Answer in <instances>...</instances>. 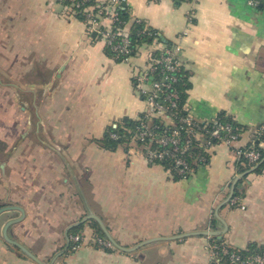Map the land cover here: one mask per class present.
Wrapping results in <instances>:
<instances>
[{"label":"crops","instance_id":"1","mask_svg":"<svg viewBox=\"0 0 264 264\" xmlns=\"http://www.w3.org/2000/svg\"><path fill=\"white\" fill-rule=\"evenodd\" d=\"M125 4L131 20L161 36L126 62L107 55L102 38L87 33L61 0H0V207L24 211L9 237L49 264L68 228L95 214L122 246L159 239L134 251L84 245L53 264H212L207 245L215 236H175L223 230L221 219L228 245L264 247V168L241 176L253 166L239 173L233 149L255 144L264 122V0ZM166 43L181 48L188 112L228 117L240 134L233 146L213 145L208 162L186 179L149 164L133 141L113 151L98 141L108 126L144 112L133 77ZM234 181L243 208L223 203ZM20 215L0 214V264H37L2 235L7 220ZM83 223L90 236V220Z\"/></svg>","mask_w":264,"mask_h":264},{"label":"built area","instance_id":"2","mask_svg":"<svg viewBox=\"0 0 264 264\" xmlns=\"http://www.w3.org/2000/svg\"><path fill=\"white\" fill-rule=\"evenodd\" d=\"M71 11L82 15L87 33L93 31L102 38L105 46H111L115 57L121 61H129L132 57L131 40L128 37V24L116 26L119 8L123 0H107L106 2L88 0H61ZM159 1V0H150ZM193 11L187 13L191 22ZM103 20L108 25L102 26ZM114 38L120 41L114 42ZM156 40V39H155ZM159 56L154 53L148 58L147 67L134 74L133 84L136 92L143 98L146 107L137 119L139 123L133 130L131 140L135 142L137 153L141 154L149 164H159L172 175L182 179L189 178L195 168L207 163L210 148L215 144L233 146L239 141L240 134L230 122L214 118L198 119L191 115L184 103L182 115H177L179 93L172 88L177 74L182 72L181 48L179 43L163 45ZM151 78V79H150ZM264 132V122L257 133ZM110 137L116 138L115 134ZM264 147V140L259 143ZM259 146L252 143L246 147L233 148L237 157H243L247 166H254L260 161ZM232 207H241V195L231 197L228 201ZM71 250H78L84 245L93 248H108L113 245L101 236L93 233L87 236L84 232L69 236ZM212 264H264V251L253 252L241 256L231 250L225 242H217L213 237L207 245Z\"/></svg>","mask_w":264,"mask_h":264},{"label":"trees","instance_id":"3","mask_svg":"<svg viewBox=\"0 0 264 264\" xmlns=\"http://www.w3.org/2000/svg\"><path fill=\"white\" fill-rule=\"evenodd\" d=\"M93 0H88L87 3L92 2ZM123 2L125 3V0H123ZM77 17L83 21L82 15L78 14ZM118 18L121 21L120 24H116V26H124L125 24H128V37L131 40V54H135L138 47L145 43V42H151L153 39H156L158 41H160V34L157 30L149 27L147 24H145V22L141 19H130L127 13V8H126V4L121 5V7L119 8V13H118ZM114 42H118L120 41V38H114L113 39ZM170 43H166V45H168ZM105 52L107 55L113 57L116 61H121V57H115V53L111 50V46H105ZM155 56H159L161 51H155L153 52ZM189 87V82H188V78L187 75L185 74L184 70L182 69V72H180L179 74H177V80L172 84V88H174L175 90L178 91L179 93V99H178V109H176V113L177 115H182L185 113V111L182 109V106L184 105L185 101H186V97H187V93L186 90ZM140 117V116H139ZM220 120L223 121H227L230 122L232 124V126H234V128L238 130L237 126L232 123V121L228 118V117H217ZM139 123L138 120H132L129 118H124L123 120H121L119 123H115L113 125L108 126L107 130L105 131V134L103 135V137L101 139H99V143L101 144L102 147L108 149V150H115L119 145L124 144L125 142H130L131 140V136L133 135V130L135 128V126ZM111 134H115L116 138H112L110 137ZM257 140L255 141L256 146H259V143L262 142L264 140V132L263 133H258L257 134ZM246 147V146H245ZM5 145L4 143L0 140V150L4 149ZM259 152H260V160L262 158H264V147L259 146ZM209 159V156H208ZM207 159V162H208ZM245 159L243 157H239L238 158V166L237 169L239 171V173H242L244 171H246L249 166H247L245 164ZM244 164V165H243ZM201 166V165H200ZM247 166V167H246ZM251 167V166H250ZM264 168V161L254 170V172L258 173L260 172L262 169ZM196 170V168H195ZM173 178L175 179H182L181 177L173 174ZM238 183L234 188L233 194L232 196L235 197L238 194H241V190L238 188ZM229 204V203H228ZM84 224L85 223H80L76 226H73L69 229L68 231V235H75V234H81L82 230L84 228ZM89 227H91V229H93V234L97 235V236H101L103 238H105L104 234L102 233L101 229L99 228V226L97 225L96 221L94 220H90L89 223ZM217 242H224V240L222 238H216L213 237ZM227 244V243H226ZM228 245V244H227ZM229 248L232 250H235L236 252H238L241 256H245L249 253H253V252H262L264 251V247L262 246H258L255 243H249L248 246L244 249L241 248H234L230 245H228ZM94 249H99V248H94ZM116 248L113 247H108V248H102L101 250H104L106 252H111L114 251ZM67 252H75L77 250H71V244L69 243V245L67 246L66 249Z\"/></svg>","mask_w":264,"mask_h":264},{"label":"water","instance_id":"4","mask_svg":"<svg viewBox=\"0 0 264 264\" xmlns=\"http://www.w3.org/2000/svg\"><path fill=\"white\" fill-rule=\"evenodd\" d=\"M125 3L122 2L121 5H124ZM95 31L92 32V36H95ZM151 79V78H150ZM264 161V158H262L255 166H253L252 168H250L249 170H247L246 172H244L242 175L253 171L254 169H256L262 162ZM236 181L233 182V184L231 185V189H230V193L227 197V199L223 202H228L229 199L232 197L233 191H234V186H235ZM222 203V204H223ZM10 210H18L21 215L17 218H10L9 220H7V222L5 223L3 230H2V235L4 237V239L6 241H8L10 244H12L13 246L17 247L19 250H21L26 256H28L29 258H31L33 261H35L37 264H45L43 261H41L39 258H37L33 253H31L27 248H25L23 245H21L19 242L11 239L8 235V230L9 227L12 226L15 223L20 222L23 217H24V211L22 210V208L18 207V206H1L0 207V214L6 211H10ZM89 220H94L96 221L97 225L99 226V228L101 229L102 233L104 234L105 238L113 245L114 248L122 250V251H134L136 249L141 248L143 245H145L146 243H149L153 240L159 239V238H150L147 240H143L137 244H135L134 246L131 247H126V246H122L121 244H119L114 237L111 235V233L109 232L108 228L106 227V225L103 223V221L95 214H88L86 215L80 222H76L74 224H72L68 229H70L73 226H76L80 223H83L85 221H89ZM223 225H224V229L223 230H200V231H195V232H186V233H182L179 234L175 237L177 238H181V237H185L191 234H200V235H210V236H215L218 239L221 238V235L225 232L226 230V225L224 223V221L221 219ZM68 242H69V238H66V245L63 248V250L61 252H58L57 254L54 255V257L52 258V260L50 261L49 264H52L54 262V260L61 254H63L68 246Z\"/></svg>","mask_w":264,"mask_h":264},{"label":"rangeland","instance_id":"5","mask_svg":"<svg viewBox=\"0 0 264 264\" xmlns=\"http://www.w3.org/2000/svg\"><path fill=\"white\" fill-rule=\"evenodd\" d=\"M239 208H241V207L239 206ZM113 248H114V247H113ZM53 263H54V262H53ZM53 263H52V264H53Z\"/></svg>","mask_w":264,"mask_h":264},{"label":"flooded vegetation","instance_id":"6","mask_svg":"<svg viewBox=\"0 0 264 264\" xmlns=\"http://www.w3.org/2000/svg\"><path fill=\"white\" fill-rule=\"evenodd\" d=\"M69 238V237H68Z\"/></svg>","mask_w":264,"mask_h":264}]
</instances>
